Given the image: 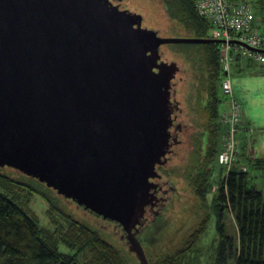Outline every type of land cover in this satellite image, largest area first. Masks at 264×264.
I'll return each instance as SVG.
<instances>
[{"label":"water","instance_id":"95a60500","mask_svg":"<svg viewBox=\"0 0 264 264\" xmlns=\"http://www.w3.org/2000/svg\"><path fill=\"white\" fill-rule=\"evenodd\" d=\"M142 21L117 0H0V167L110 223L150 264L139 232L160 208L179 108L161 45L222 39Z\"/></svg>","mask_w":264,"mask_h":264},{"label":"rangeland","instance_id":"374dc122","mask_svg":"<svg viewBox=\"0 0 264 264\" xmlns=\"http://www.w3.org/2000/svg\"><path fill=\"white\" fill-rule=\"evenodd\" d=\"M117 1L120 2L121 6L140 12L143 15L142 23L156 29L163 36L194 35V30L190 25L169 15L164 0ZM248 1L257 10L259 16L264 19V0ZM208 35L213 36L211 28H209ZM178 43L183 42H168L161 45L162 57L175 60L179 66L174 79V96L179 105L175 112L179 113L182 125L178 131V143L173 144V150L167 153V161L158 165V170L161 173L159 180L163 187L167 188V198L164 199L165 205L161 208L156 207V214L147 215V225L151 224V226L148 228L149 230L144 226L139 232L142 244L145 246V253L151 264H155L161 256L168 255L178 248L186 246V239L198 226L204 215L212 210L209 205L210 198H207L205 207L200 197L195 193V174L198 170L195 164L204 160L203 153L207 146L209 119L205 105L209 95L206 90L209 72L201 65L199 56V51L203 49L201 43L192 48L189 46L187 48L182 47ZM239 58L246 67L257 70L261 68V73L264 74V66L261 67L262 64L259 65L255 59L241 53H239ZM233 63L231 75L237 98L244 106L249 118H251V109L256 108L258 115L264 121V75H249L247 69L242 71L238 60ZM220 72L217 79V90L223 102L225 95L222 92V71ZM247 116L245 115V122ZM246 124L248 123L246 122ZM258 141V143L257 140L252 143L253 150L251 153L254 155L260 154V145L264 151V140ZM197 142L201 146V156L198 161L194 155L195 149L198 147ZM242 144L240 143L241 150L244 148L243 152H247V142L244 144L245 146ZM246 152L244 154H247ZM239 158L242 160L243 155ZM238 162L237 158L236 163L233 165L238 164ZM220 167L216 164L214 172H218ZM239 167L245 168L242 161ZM3 170L10 172L14 177L23 176L20 179L23 181L24 191L26 192V204L37 214L40 224L53 231L59 241V249L76 254V260L79 264L96 263L87 247L81 249V251H76L74 248H68L63 242L67 225L64 212L96 229L104 239L119 251L120 264H139L136 256L128 249L127 244L120 238L119 232L113 225L83 211L61 196L59 197L53 190L39 181L29 178L27 175H21L9 167H4ZM252 175L254 184L264 194V184H262L260 177L256 176L255 173H252ZM28 184H33L34 191L28 187ZM50 198L59 209L55 208L51 212L49 211L47 199ZM215 221L216 217L212 213L203 236L191 250L181 255V264H215L218 239ZM223 222L226 233L235 236L236 223L230 211L225 212ZM154 230L155 232H153ZM146 236L150 237L147 238ZM228 264H233V261Z\"/></svg>","mask_w":264,"mask_h":264},{"label":"trees","instance_id":"16d2710c","mask_svg":"<svg viewBox=\"0 0 264 264\" xmlns=\"http://www.w3.org/2000/svg\"><path fill=\"white\" fill-rule=\"evenodd\" d=\"M164 3L169 15L190 25L194 35L209 36L210 23L197 13L195 0H164ZM178 44L192 48L198 43ZM201 45V65L209 72L206 89L209 95L205 105L209 125L204 160L195 164L198 168L195 174V193L204 206L209 197L212 210L204 215L186 239V246L161 256L155 264H181V255L191 250L203 236L212 213L216 217L215 228L218 234L215 264H228L230 261L233 264H264V194L252 179V173H255L264 182V157L251 159L239 146L238 164L227 170L218 163L221 132L218 115L221 97L217 90V79L222 71L219 63V43L201 42ZM197 145L194 155L198 161L201 146L199 142ZM242 155L240 160L239 156ZM241 161L245 168L239 167ZM216 164L221 166L218 172H214ZM3 168L0 167V264H79L76 254L59 249V241L53 231L40 224L37 214L26 204V192L20 179L23 176L14 177ZM32 186L33 184H28L34 191ZM47 200L50 212L55 208L59 209L51 198ZM228 211L232 213L236 223L235 236L225 231L223 218ZM63 214L67 220L63 242L68 248L81 251L87 247L96 264H120L119 251L96 229L65 212ZM150 226L151 224L147 226V230Z\"/></svg>","mask_w":264,"mask_h":264},{"label":"built area","instance_id":"2783aa9c","mask_svg":"<svg viewBox=\"0 0 264 264\" xmlns=\"http://www.w3.org/2000/svg\"><path fill=\"white\" fill-rule=\"evenodd\" d=\"M195 8L200 16L209 21L212 37L222 39L219 43V63L225 98L223 102L221 100L218 115L221 132L217 161L229 170L239 152L238 133L244 115L233 89L232 61L238 52L264 61V31L248 0H195Z\"/></svg>","mask_w":264,"mask_h":264},{"label":"crops","instance_id":"0c3cea01","mask_svg":"<svg viewBox=\"0 0 264 264\" xmlns=\"http://www.w3.org/2000/svg\"><path fill=\"white\" fill-rule=\"evenodd\" d=\"M252 7H253V10H254L255 16L258 18L259 26L264 31V19L259 16V14L257 13V10L254 9V6H252ZM239 53H241V52L236 53L235 56H234V59L232 61V66H231V72L233 70V65H234L233 62L236 61V60H238V63H240V67L242 68V71H244V70L247 69V73L249 75H261V76L264 75V74L261 73V68L257 70V69H254V68H248V67H246V65L244 64V62L238 57L239 56ZM256 62L259 63V65L262 64L261 67L264 66V61H258V60H256ZM233 89H234V87H233ZM234 93L237 96V94L235 92V89H234ZM242 108L244 110V106L243 105H242ZM263 113H264V111H263ZM245 115L247 116V112H245V110H244V115H243V118H242V123L240 124V130H239V133H238V143H239V146H240V143L242 144L243 142L244 143L242 145L245 146L244 144H246V142H247L248 149H247V152L246 151L245 152L247 153V155L249 157H251V159H255L257 157H264V151L262 150L261 145L259 146V152H260L259 155H257V154L254 155V154L251 153L252 150H253L252 149V143L255 140H257V143L259 142L258 140H264V121L258 115L256 108H252L251 109V118H249L247 116L246 122L248 124H246V122L244 121L245 120ZM245 159L247 160V158H245ZM261 181H262V184H264L263 179H261Z\"/></svg>","mask_w":264,"mask_h":264},{"label":"flooded vegetation","instance_id":"af4514ba","mask_svg":"<svg viewBox=\"0 0 264 264\" xmlns=\"http://www.w3.org/2000/svg\"><path fill=\"white\" fill-rule=\"evenodd\" d=\"M181 125L182 124H181L180 119H179V113L174 112V124L172 126V134H173V137H175V140H177V137L179 135V132L178 131L181 129ZM175 143H178V142L176 141ZM172 150H173V148H172ZM159 182H160V180H159ZM160 185H161V188L159 189L160 201L158 203V207L161 208V206H164L165 205V200L164 199L167 198L166 197L167 188L163 187V184L161 182H160ZM151 213H154V212H150L149 214H151ZM146 224H147V221H146Z\"/></svg>","mask_w":264,"mask_h":264},{"label":"bare ground","instance_id":"6f19581e","mask_svg":"<svg viewBox=\"0 0 264 264\" xmlns=\"http://www.w3.org/2000/svg\"><path fill=\"white\" fill-rule=\"evenodd\" d=\"M218 43H220V42H218ZM239 57V56H238ZM241 58V57H240ZM248 59H250V58H248ZM236 63V62H235ZM259 64V63H258Z\"/></svg>","mask_w":264,"mask_h":264}]
</instances>
